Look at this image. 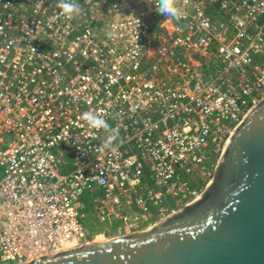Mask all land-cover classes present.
Wrapping results in <instances>:
<instances>
[{"label": "built area", "instance_id": "1", "mask_svg": "<svg viewBox=\"0 0 264 264\" xmlns=\"http://www.w3.org/2000/svg\"><path fill=\"white\" fill-rule=\"evenodd\" d=\"M78 3L0 0V264L164 222L264 100V0Z\"/></svg>", "mask_w": 264, "mask_h": 264}, {"label": "water", "instance_id": "2", "mask_svg": "<svg viewBox=\"0 0 264 264\" xmlns=\"http://www.w3.org/2000/svg\"><path fill=\"white\" fill-rule=\"evenodd\" d=\"M27 264H264V100L236 128L196 202L151 230Z\"/></svg>", "mask_w": 264, "mask_h": 264}, {"label": "clouds", "instance_id": "3", "mask_svg": "<svg viewBox=\"0 0 264 264\" xmlns=\"http://www.w3.org/2000/svg\"><path fill=\"white\" fill-rule=\"evenodd\" d=\"M57 7L61 10V15L70 17L80 13L78 0H57ZM155 9L163 16L172 17L176 21L184 19V12L178 6V0H155ZM82 119L92 129L110 130V126L101 115L88 111L82 113ZM109 139H114V137H109Z\"/></svg>", "mask_w": 264, "mask_h": 264}, {"label": "rangeland", "instance_id": "4", "mask_svg": "<svg viewBox=\"0 0 264 264\" xmlns=\"http://www.w3.org/2000/svg\"><path fill=\"white\" fill-rule=\"evenodd\" d=\"M198 179L200 180V178L198 177ZM88 199H89V197L87 196V194L85 195V202L86 203H88ZM90 210V206L89 207H87V209H85V210H83V211H85V212H88ZM105 238L103 237V236H99V237H97V241H101V240H104Z\"/></svg>", "mask_w": 264, "mask_h": 264}, {"label": "bare ground", "instance_id": "5", "mask_svg": "<svg viewBox=\"0 0 264 264\" xmlns=\"http://www.w3.org/2000/svg\"><path fill=\"white\" fill-rule=\"evenodd\" d=\"M103 236V235H102ZM104 237V236H103ZM105 238V237H104ZM106 240H108V239H104V240H101V241H97L96 239L94 240V242H92V243H98V242H103V241H106Z\"/></svg>", "mask_w": 264, "mask_h": 264}]
</instances>
